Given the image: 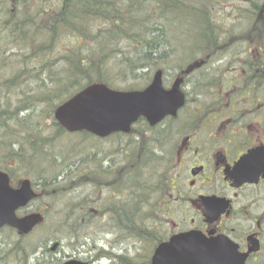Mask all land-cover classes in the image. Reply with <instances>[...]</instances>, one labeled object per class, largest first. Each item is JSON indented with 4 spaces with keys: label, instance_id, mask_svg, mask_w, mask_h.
Returning <instances> with one entry per match:
<instances>
[{
    "label": "trees",
    "instance_id": "trees-1",
    "mask_svg": "<svg viewBox=\"0 0 264 264\" xmlns=\"http://www.w3.org/2000/svg\"><path fill=\"white\" fill-rule=\"evenodd\" d=\"M212 2L220 0H60L52 7L44 0H0V168L13 181L18 172H34L48 196L92 179L79 177L81 167L71 160L72 167L63 169L72 173L61 178L64 170L52 150L66 132L53 118L56 107L95 82L137 89L147 85L153 69H168L172 76L178 47L182 58L191 59L216 43L220 33L210 21ZM169 130L149 138L141 133V147L133 146L131 177L123 167L117 200L105 209L117 233L151 238L143 218L152 216L155 185L165 181L159 172L164 156L155 146L162 138L166 144ZM69 148L76 151L77 143ZM71 206L70 214L78 213L79 205ZM43 211L41 225L48 232V209ZM81 223L64 215L51 225L52 236L28 250L22 237L11 236L13 244L1 245L0 264H59L60 239L80 237L87 227ZM37 249L41 252L34 255Z\"/></svg>",
    "mask_w": 264,
    "mask_h": 264
},
{
    "label": "flooded vegetation",
    "instance_id": "flooded-vegetation-1",
    "mask_svg": "<svg viewBox=\"0 0 264 264\" xmlns=\"http://www.w3.org/2000/svg\"><path fill=\"white\" fill-rule=\"evenodd\" d=\"M242 1L243 8L234 4L228 8L226 2L220 15L211 16L212 28L220 34L203 54L184 59L178 51L173 77H182L185 104L175 117H165L153 128L143 121V132L134 125L128 134L117 132L104 138L78 133L98 143L128 137L132 141L149 130L163 134L172 129L167 131L166 144L162 138L155 146V152L168 161V172L160 175L166 181L155 185L158 196L150 203L152 216L143 218L151 237L145 240L150 250L143 264H150L158 244L186 232L201 238L193 246L208 256L202 264H264V0ZM168 71L162 68L166 88L172 84ZM126 141L122 158L124 174L130 179L132 147ZM114 149V144L107 151L101 149L103 157L95 156L93 164L81 162L79 177L91 174L94 179L71 189L98 187L108 192V198L82 196L75 202L79 210L73 218H98L104 214L102 209L117 200L116 188H122L124 181H120L122 168L117 169L112 156ZM252 152L247 163L237 168ZM31 184L38 191L36 184L41 181L31 180ZM131 185L128 182L126 189L131 190ZM73 202L65 207L68 212ZM131 236L123 234L125 240L117 241L123 252Z\"/></svg>",
    "mask_w": 264,
    "mask_h": 264
},
{
    "label": "water",
    "instance_id": "water-1",
    "mask_svg": "<svg viewBox=\"0 0 264 264\" xmlns=\"http://www.w3.org/2000/svg\"><path fill=\"white\" fill-rule=\"evenodd\" d=\"M181 82L182 78L177 77L171 87L166 89L162 83V70H157L150 84L141 90H116L104 83H92L58 105L54 118L63 129L71 133L86 131L99 137L114 132L127 133L141 117L150 125H155L167 115L176 116L185 103ZM253 154L239 161L237 168L245 165ZM37 196L29 179L21 180L19 186L14 187L10 183L9 174L0 169V229L10 226L18 234L25 235L42 223L44 216L40 212L22 216L17 214L18 210ZM196 241H201V238L193 232L173 236L168 242L156 247L150 264H202V260L205 261L208 256L194 251L193 244ZM63 264L87 263L68 259Z\"/></svg>",
    "mask_w": 264,
    "mask_h": 264
},
{
    "label": "rangeland",
    "instance_id": "rangeland-1",
    "mask_svg": "<svg viewBox=\"0 0 264 264\" xmlns=\"http://www.w3.org/2000/svg\"><path fill=\"white\" fill-rule=\"evenodd\" d=\"M44 1L48 3L49 7H52L54 5V2L58 4L60 0H44ZM226 2L228 3V8L231 7V4H234L235 6H239L240 8H243V5H246L242 0L212 2L209 8L210 15L212 17L216 16L217 13L220 15L221 6L223 3H225L226 5ZM178 51H180V54H181V50L179 47H178ZM178 51L176 52V55H179ZM178 57H180V55ZM156 69H153L152 74L154 73ZM141 82H142V79L136 81V84H139ZM141 86L143 85L141 84L139 87ZM44 124H48L47 121H45ZM136 128L137 130L140 131V128L143 129L145 127L143 126V123H139L137 124ZM155 132H156L155 129L148 131L147 133H145V136L149 138L152 135H156ZM135 134L137 135L138 133L135 132ZM130 138L131 137H128L127 139L122 138L121 140L119 138H116V140L110 139L111 141L107 140L104 142L95 143L96 141L92 142V140H90L87 137L83 138V137H78L76 135L63 134L58 140V143H57L58 145L55 148H53L52 152L53 153L56 152V155H57L56 157L59 158L58 164H60L62 167V170L60 171L62 172L64 170L63 167H65L66 165L69 167H72L71 161L75 162L80 167H81L82 161H84V163L87 162V163L93 164V161L91 160L94 158V156H99L100 158L103 157L102 152H99L101 151V149L102 150L104 149L107 151V149H109L111 145L114 144L116 152H113L112 156L115 157L114 161L117 165V169H119L125 166V158H122L123 153H124L125 141L127 140L126 142L130 145V147H132L131 163L136 158V155L134 157L133 146L137 148L136 151H138V149L141 147L139 146L142 143L140 139L132 140L133 144L131 145L132 141L129 140ZM77 141H80V143H78ZM72 143H77L76 151L71 150V148H69V146H71ZM71 152H73L72 155L70 154ZM61 153H63V155H61ZM164 158H163V162L162 160H160V164H159L160 171L159 172H161V174H164L165 176L168 172L167 170L168 161ZM26 173L28 177L32 179V181L37 180L33 176L34 172L29 171ZM22 177L23 176L21 175V176H18L17 178L19 180ZM164 178L167 179L166 177ZM36 186H38L37 190L41 192V196L38 199L34 200L32 204H30V206L25 210V212H28L29 210L30 211L35 210V208H39V210H45V206H48L47 207L48 211L46 213V216L48 220L50 221L48 223L49 226H47L49 228V231L46 232V229L42 227L43 225H41L29 235L19 239L23 242L27 250L30 249L31 247L39 246L40 241H43L44 239H46L47 235L52 236L50 233L51 225H54L53 223L56 222L57 219L64 217V215L67 217L72 216L70 214L71 212H68L67 209L65 208V207H69L68 203L74 201L70 205H75V202L78 201L84 195H91L94 199L96 197L101 198L103 196L108 198L107 191L101 190L98 187L94 188L90 186H83L75 190L62 193V194L49 195L50 197L49 198L46 192H44L45 190L43 189L41 184H36ZM165 186H166V182H165ZM102 212L104 213V215L100 214V217L98 218H96V216L94 217L91 216L89 220L85 219L84 221H82L81 224L87 227H85V229H83L79 233L80 237L70 240L63 236L60 239L61 252L59 253L60 255L57 256L60 259L58 261L59 264L63 262L64 260H67L71 257H81L83 261L89 260L91 262L90 264H129V261L132 264H143L144 260L147 257L146 250L147 249L150 250V247H149L150 242H145V240L141 241L140 239L132 236L131 240H128L126 242V247H125L126 251L123 252L121 248L118 247V242H117V241L125 240V238H123V234L117 233L115 230L109 227L108 222H107L109 215L103 209H102ZM11 236H13V234L11 233V231L7 229H4L0 232V248L1 249H2L1 245L8 246V244H13V240L11 239ZM101 240L105 241L102 243L104 247L101 244ZM54 242L55 241L52 238H50L48 241L49 244L47 242L46 244L51 246L52 243ZM98 242H99V246H97ZM107 243L111 245H108ZM124 244L125 242H122V245ZM40 252L41 251L37 249V252L34 255L40 254ZM120 256L126 257L127 259L126 262L120 260L119 259ZM29 262L32 263V260H30ZM10 264H13V263H10Z\"/></svg>",
    "mask_w": 264,
    "mask_h": 264
},
{
    "label": "bare ground",
    "instance_id": "bare-ground-1",
    "mask_svg": "<svg viewBox=\"0 0 264 264\" xmlns=\"http://www.w3.org/2000/svg\"><path fill=\"white\" fill-rule=\"evenodd\" d=\"M214 29H216V28H214ZM216 31L220 32V30H219V29H216Z\"/></svg>",
    "mask_w": 264,
    "mask_h": 264
}]
</instances>
